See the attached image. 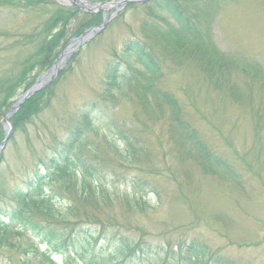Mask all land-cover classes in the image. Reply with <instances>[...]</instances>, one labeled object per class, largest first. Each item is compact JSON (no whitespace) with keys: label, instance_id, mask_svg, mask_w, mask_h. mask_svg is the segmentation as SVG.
Returning a JSON list of instances; mask_svg holds the SVG:
<instances>
[{"label":"rangeland","instance_id":"obj_1","mask_svg":"<svg viewBox=\"0 0 264 264\" xmlns=\"http://www.w3.org/2000/svg\"><path fill=\"white\" fill-rule=\"evenodd\" d=\"M119 1L85 5L83 10L102 13V22L111 18L106 28L71 49L60 73L75 57L73 67L58 81L51 108L14 142L11 133L1 152L0 221L17 206L19 192L34 190L32 180L64 144L66 129L95 103L83 157L92 164V186L104 192L101 209L93 211L106 230L104 239L92 243L91 254L110 264L115 254L117 263L127 264L117 254L120 241L143 239L152 254L133 264H176L166 262L167 248L194 241L230 264H264V0H180L186 16L203 31L201 40L172 32L177 24L170 14L151 19L144 8L128 9L132 2L115 9ZM50 10L0 8V80L19 71V61L28 55L21 37L32 34ZM139 39L157 54L161 72L148 74L147 80L134 73L120 91L111 89L108 65L119 61L124 44ZM147 82L178 101L181 116L217 161L208 173L197 165V148L182 145L183 135L172 127L171 106L155 105ZM74 190L75 185L67 189L57 183L44 188L62 213L70 203H80ZM79 205L83 213L85 205ZM32 220L54 230L63 227L60 219L37 212ZM31 238L14 235L13 248L0 236V264H64L63 256L54 253L48 254L54 263L34 259ZM71 264L82 263L75 258Z\"/></svg>","mask_w":264,"mask_h":264},{"label":"trees","instance_id":"obj_2","mask_svg":"<svg viewBox=\"0 0 264 264\" xmlns=\"http://www.w3.org/2000/svg\"><path fill=\"white\" fill-rule=\"evenodd\" d=\"M98 1L103 2L105 0ZM42 7H51L49 16L41 17L32 34L21 37L27 47L28 55L19 61V71L15 73V69H13L9 76L0 80V144L5 138L2 120L18 96L26 92L38 78L50 70L71 40L79 38L88 29L99 27L102 24V13L96 14L81 9L67 8L55 3L54 0H0V8L6 9L29 11L32 9L41 10ZM137 7L146 9L151 19L158 18L161 12L170 14L175 18L177 24L172 32L177 34L184 31L196 40L197 38L198 40L203 39V31L186 16L185 11L181 8L180 0H150L143 4H130L128 9ZM176 46L179 51L182 48L181 42L176 43ZM205 47L206 45L203 48L205 49ZM213 54L218 57L217 53L213 52ZM74 59L75 57L70 60L68 68L61 72L56 80L27 99L11 117L13 125L11 142H14L15 138L22 132L27 134L30 129L29 126L51 108L52 100L56 96L57 83L68 69V73L71 72ZM118 59V62L110 63L107 68V84L115 91H120L122 85L127 84V82L130 83L131 75L134 73H140L147 80L150 76L148 74L156 75L161 72L157 54L152 52L141 39L124 44ZM134 62L140 66V72L136 70ZM211 62V58L206 59L208 66H212ZM145 88L152 92L155 105L160 107L163 101L171 106L174 112V119L170 121L172 127L177 125L178 132L183 135L184 142L182 145L192 144L197 148L201 157V160H198L200 163L197 165L203 167L205 173H208L206 171L212 167V164H217V161L203 146L197 131L181 116L182 111L178 101L170 94L155 89L150 82L145 84ZM106 95L115 100L116 94L113 91L108 90ZM95 107L96 104L93 103L86 111L79 113L72 126L66 129L64 144H61L60 149H57L53 157L45 164L44 173L40 171L32 180L31 185L35 187L34 190L19 192L15 196L14 200L17 202V206L13 208L12 213L4 215V221H0L2 242L14 248L15 244L10 242L11 238L14 235L24 236L28 233L32 237L29 249L34 254V259L39 256L50 263H54L51 256L48 255L54 253L63 256L64 264H71L75 258L79 259L82 264H110L108 261L91 254L92 243L95 242L96 245L100 239H104L106 230L105 223L98 219L94 213L95 210L101 209L100 200L103 199L104 192L101 189L97 191L92 186V164L88 160H84L83 157V150L86 147L85 138L93 130ZM57 141L54 142L55 145H59ZM125 141L127 147L132 149L133 145L128 142V139ZM3 160L4 156L1 154L0 162L2 163ZM79 172L82 174L80 178L77 175ZM54 183H57L60 188L66 187L67 189H71L75 185L74 192L79 197V204L85 205L83 213H81L83 208L77 203L78 201L70 203L66 213H62L56 208L53 203V196L46 195L44 191L47 184ZM86 208H90L91 213L86 211ZM35 212L51 220L60 219V223L63 224L62 229L47 228L44 223L47 219L42 223L33 222L32 217ZM65 215L71 218H67ZM91 222H96V224L86 226ZM90 228L100 229L93 231ZM96 234H99L98 237L95 236ZM128 242L120 241L117 254L124 256L126 261L129 260V264H133V259H146L148 255L152 254V250L148 248L143 239L137 242ZM188 243L184 242L167 248L166 262L170 261L176 264H230L225 260L217 259L210 250L203 248L202 244L194 241ZM42 246L47 247L46 252L40 251ZM126 254L129 257H126ZM110 256L109 259L114 261L113 264H126L124 260H119L117 263L118 259L115 254Z\"/></svg>","mask_w":264,"mask_h":264},{"label":"water","instance_id":"obj_3","mask_svg":"<svg viewBox=\"0 0 264 264\" xmlns=\"http://www.w3.org/2000/svg\"><path fill=\"white\" fill-rule=\"evenodd\" d=\"M70 2H72V5L74 7H84L86 2L80 1V0H69ZM132 0H123L122 2L118 3L116 6L119 7L123 4H126L128 2H130ZM108 22V19L105 20L103 26L99 29H96L97 32H101L105 27L106 24ZM93 31H95V29H91L88 30L87 32H85L79 39H75L73 40L70 45L67 47L65 53H63L60 58L55 62L54 66L52 67V69L48 72V74L44 75L42 78V82L41 84L39 82H37L34 86H32L30 88V90L28 92H26L24 95H22L19 100L17 101V103L14 105V107L12 108V110L6 115V121L8 122L9 117L12 115V113H14L15 111H17L19 109V107L21 106V104L28 99L29 97H31L36 91L42 89L45 85V83H43V81L48 78L50 75H57L58 74V70H59V64L60 62L63 63L65 62V60L67 59V57L73 53V51H70V49L72 47H76L77 49H79L82 45H84L86 42H89L94 36L95 34L93 33ZM67 53V54H66ZM7 131H6V138L5 141L3 142V144L0 146V153L3 150L4 146L6 145L10 134H11V127L7 126L6 127Z\"/></svg>","mask_w":264,"mask_h":264}]
</instances>
